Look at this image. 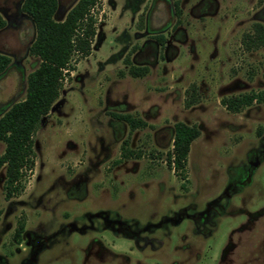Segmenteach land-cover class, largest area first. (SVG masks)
<instances>
[{
	"label": "rangeland",
	"instance_id": "374dc122",
	"mask_svg": "<svg viewBox=\"0 0 264 264\" xmlns=\"http://www.w3.org/2000/svg\"><path fill=\"white\" fill-rule=\"evenodd\" d=\"M24 1L0 0V118L40 64ZM92 14V54L73 57L18 196L0 171V264H264V105L223 104L264 91V47L246 44L264 0H101ZM179 122L201 133L186 179L167 161Z\"/></svg>",
	"mask_w": 264,
	"mask_h": 264
},
{
	"label": "trees",
	"instance_id": "16d2710c",
	"mask_svg": "<svg viewBox=\"0 0 264 264\" xmlns=\"http://www.w3.org/2000/svg\"><path fill=\"white\" fill-rule=\"evenodd\" d=\"M101 0H79L68 12L64 21L54 19L59 8V0H25L22 11L29 15L36 27V38L30 47V55L40 61L38 68L27 79L26 98L12 105L0 118V143L6 146L0 156V171L6 167L7 198L18 196L23 190V180L35 168V136L41 120L48 116L55 102L60 98L64 81L75 72L73 57L85 59L92 54L96 37L97 21L92 12ZM177 13L181 15L180 2L176 3ZM7 22L0 13V32ZM164 44L165 39L159 37ZM248 50L264 47V26L256 24L254 32L247 35ZM11 58L0 54V76L11 65ZM130 74L143 78L148 68H131ZM264 105V91L246 94L224 100L226 108L234 113L253 104ZM118 120L129 124L131 131L145 129L148 124L130 115L114 114ZM197 126L185 123L175 125L173 150L167 161L174 171L186 179L191 146L200 137ZM127 157V155H124ZM24 231L20 226L18 237Z\"/></svg>",
	"mask_w": 264,
	"mask_h": 264
},
{
	"label": "flooded vegetation",
	"instance_id": "af4514ba",
	"mask_svg": "<svg viewBox=\"0 0 264 264\" xmlns=\"http://www.w3.org/2000/svg\"><path fill=\"white\" fill-rule=\"evenodd\" d=\"M20 229V228H19ZM24 232V231H23Z\"/></svg>",
	"mask_w": 264,
	"mask_h": 264
}]
</instances>
